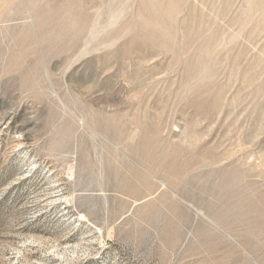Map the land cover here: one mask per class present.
<instances>
[{
    "label": "rangeland",
    "instance_id": "rangeland-1",
    "mask_svg": "<svg viewBox=\"0 0 264 264\" xmlns=\"http://www.w3.org/2000/svg\"><path fill=\"white\" fill-rule=\"evenodd\" d=\"M0 264H264V0H0Z\"/></svg>",
    "mask_w": 264,
    "mask_h": 264
}]
</instances>
